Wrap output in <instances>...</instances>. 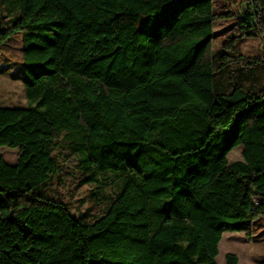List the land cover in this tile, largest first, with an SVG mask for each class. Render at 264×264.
<instances>
[{
    "label": "trees",
    "instance_id": "trees-1",
    "mask_svg": "<svg viewBox=\"0 0 264 264\" xmlns=\"http://www.w3.org/2000/svg\"><path fill=\"white\" fill-rule=\"evenodd\" d=\"M227 4L264 37V0H0V20L15 13L0 48L22 33L28 100L0 98V148L19 150L0 157V264H218L225 234L253 238L264 87L237 38L215 51ZM64 137L88 184L115 191L95 220L48 194Z\"/></svg>",
    "mask_w": 264,
    "mask_h": 264
},
{
    "label": "rangeland",
    "instance_id": "rangeland-1",
    "mask_svg": "<svg viewBox=\"0 0 264 264\" xmlns=\"http://www.w3.org/2000/svg\"><path fill=\"white\" fill-rule=\"evenodd\" d=\"M243 5L238 7L226 5L234 11L236 16L217 24L215 51L219 52L227 40L237 38L241 54L258 66L255 84L264 87V37L259 32L257 35L250 36L247 30L238 26L240 21L236 18L241 15ZM2 13L1 25L7 27L15 13L12 7L9 9L5 7ZM22 65L23 35L17 33L0 48V98L4 108H26L28 106ZM63 142L65 143L57 154L63 169L50 184L48 194L64 201L75 217L84 215L88 220H95L105 214L106 198L113 196L115 191L110 187L101 188L100 184H88V173L83 169L80 158L72 153V141L64 137ZM0 157H3L10 165H15L19 150L8 147L0 148ZM228 159L230 163L241 161L243 147L235 148L229 154ZM100 180L105 182L106 176H100ZM227 254L236 255L239 264H264V218L256 223L252 239H248L241 233L225 234L219 246L218 264H226Z\"/></svg>",
    "mask_w": 264,
    "mask_h": 264
}]
</instances>
